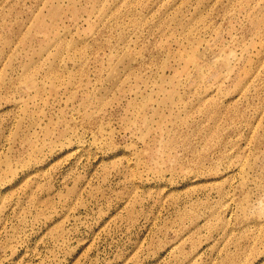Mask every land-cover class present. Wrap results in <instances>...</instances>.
I'll return each instance as SVG.
<instances>
[{
    "label": "rangeland",
    "instance_id": "374dc122",
    "mask_svg": "<svg viewBox=\"0 0 264 264\" xmlns=\"http://www.w3.org/2000/svg\"><path fill=\"white\" fill-rule=\"evenodd\" d=\"M0 264H264V0H0Z\"/></svg>",
    "mask_w": 264,
    "mask_h": 264
}]
</instances>
